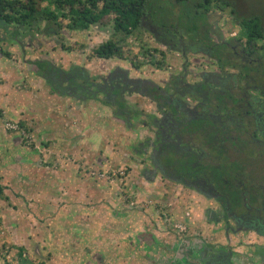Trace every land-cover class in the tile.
Here are the masks:
<instances>
[{"label": "rangeland", "instance_id": "obj_1", "mask_svg": "<svg viewBox=\"0 0 264 264\" xmlns=\"http://www.w3.org/2000/svg\"><path fill=\"white\" fill-rule=\"evenodd\" d=\"M253 1L264 14V0H248ZM58 11L67 15L61 18L67 27L69 7ZM210 12L215 42L240 37L229 7L219 2ZM114 19L103 17L87 31L40 23L19 38L0 28V264H207L208 253L220 251L231 254L233 264H264L263 238L234 233L235 223L228 228L214 201L156 170L155 149L166 136L162 124L172 112L134 92L145 82L154 84L195 108L200 101L176 93V86L197 85L202 76L219 74L217 63L190 52L183 31L171 50L148 29L126 38L115 30ZM109 41L121 46L126 60L93 57ZM38 62L67 72L86 71L92 92L133 82L121 96L131 120L117 117L107 95H95V100L75 92L72 97L59 84H49ZM26 164L38 177H57L60 186L51 198L47 191L53 189L43 180L32 188L33 176L23 172ZM71 170L87 186L76 189L73 178L68 196L70 184L63 180ZM25 187L36 191V200L29 199ZM49 200L56 204H44ZM136 215L146 218L143 231H132ZM97 216L110 222L102 233L96 231ZM112 220L118 221L120 238L112 237V226H117Z\"/></svg>", "mask_w": 264, "mask_h": 264}, {"label": "trees", "instance_id": "obj_2", "mask_svg": "<svg viewBox=\"0 0 264 264\" xmlns=\"http://www.w3.org/2000/svg\"><path fill=\"white\" fill-rule=\"evenodd\" d=\"M219 2L231 9L233 23L241 29L239 38L225 43H215L210 37V11ZM79 5L82 9L76 8ZM68 7L72 17L66 27L61 18L67 15L58 10ZM259 7L248 0H0V28L11 38H19L22 31L40 23L51 29L87 31L103 17L114 15L115 30L126 38L148 29L171 50L178 35L185 32L191 50L206 53L220 73L202 76L197 85L176 86V93L200 101L201 115L197 116L190 115L185 102L154 84L134 91L170 110L175 120L170 121L175 143H163L154 162L163 178L207 197L217 195L226 221L235 218L264 237V104L257 110L259 100L253 94L264 98V14ZM236 45L240 48L234 49ZM93 57L126 60L124 50L114 41L97 47ZM35 65L49 84H59L67 95L85 92L95 100L107 95L117 117L131 120L121 96L132 83L126 81L114 90L103 85L92 92L87 86L93 81L84 70L67 72L49 62ZM208 255L207 264H233L231 254Z\"/></svg>", "mask_w": 264, "mask_h": 264}, {"label": "crops", "instance_id": "obj_3", "mask_svg": "<svg viewBox=\"0 0 264 264\" xmlns=\"http://www.w3.org/2000/svg\"><path fill=\"white\" fill-rule=\"evenodd\" d=\"M133 77V76H132ZM1 95V94H0ZM0 99H1V97H0ZM41 104V103H40ZM24 106H26V105H24ZM40 107L41 108H43L44 106H42V104L40 105ZM23 117H25V116H23ZM72 130L73 129H70V133L72 132ZM83 132V131H82ZM67 148V147H66ZM85 159V156H80V160H84ZM87 162H89V161H85L83 164H84V166L85 165H87ZM23 172L25 173V172H28L29 173V177L30 176H33L32 178L30 177V179H33V183H34V186L32 187L33 189H35L36 188V186L37 185H40V183L39 184H36V180H43L42 181V183H44V184H46L49 188H51V189H53V191H47V193H48V195H49V197L51 198V196L50 195H54L55 193H56V189H57V185H59L60 186V184L59 183H57L56 181H57V177L56 176H54V177H52V178H48V176H45V177H38L36 174H37V171H35L34 169H33V166L30 164V165H28V164H26L24 167H23ZM75 169V168H74ZM73 172H74V170H71V176H70V178H64V180H63V184H65V185H67V183L68 184H70V186H66L65 187V189H66V193L68 194V196H71V194H72V190H71V188H72V186H71V183H72V179L74 178V174H73ZM37 178H39V179H37ZM62 179H63V177H61ZM75 180H76V183L73 185V186H75V188L76 189H80L81 191L82 190H85V188H86V186H87V182H85V181H83L82 179H80L79 177L76 179V178H74ZM73 189V188H72ZM29 190H31V188H26L25 187V193H26V195L27 194H29V195H31L30 197H29V199H32V200H36L37 199V193H36V191H32V192H30ZM83 194V196H85V197H87V195H88V193H82ZM84 197V198H85ZM70 201H72V198L70 197ZM50 202H53V201H51V200H49V201H47V202H44V204H49V205H51V204H56V200H54V202L53 203H50ZM75 202H78V201H75ZM73 203V202H72ZM79 204H81V203H79ZM81 205H83V204H81ZM135 217V216H134ZM113 221V220H112ZM145 221H146V218H143V217H141V218H139V217H137V215H136V217L135 218H132V220H131V223H132V227H133V229H132V231H143L144 229H143V227L145 226ZM108 223H110V222H103L98 216H97V223H96V226H97V232H101L102 233V227L105 225V224H108ZM113 223H117V226H112V237L113 238H120L121 236L117 233V227L119 226L118 225V221H113ZM95 231V230H94ZM88 234V233H87ZM162 234L160 233V235L159 236H161ZM129 237H131V238H133V236H132V234H130V236ZM162 237V236H161ZM160 239H166V238H157V240L158 241H160ZM96 243H97V246H98V244L99 243H101V241H99V240H96ZM162 243H164V242H162ZM146 249V248H145ZM119 259V258H118ZM117 259V260H118ZM120 263H121V260H120Z\"/></svg>", "mask_w": 264, "mask_h": 264}, {"label": "flooded vegetation", "instance_id": "obj_4", "mask_svg": "<svg viewBox=\"0 0 264 264\" xmlns=\"http://www.w3.org/2000/svg\"><path fill=\"white\" fill-rule=\"evenodd\" d=\"M230 11H231V9H230ZM232 12V11H231ZM210 37L212 38V40H213V35L210 33ZM214 41V40H213ZM215 42V41H214ZM215 43H217V42H215ZM222 43H225V42H222ZM185 44V43H184ZM184 47H186V44L184 45ZM234 49H239L240 48V45H236V46H234L233 47ZM190 52H192V53H194L192 50L190 51ZM199 54H203V55H206V53H204V52H202V53H200V52H198ZM198 53H196V54H198ZM206 56H208V55H206ZM130 83H133V82H130ZM152 84H148V83H143V84H141L139 87H142L144 90H146V88L148 89L150 86H151ZM169 94V93H168ZM257 98H258V107H257V110H259L260 108H261V105L262 104H264V98L262 97V96H260L258 93H253ZM169 95H171V94H169ZM173 96V95H172ZM174 97V96H173ZM178 100L180 101V102H183L181 99H179L178 98ZM184 103V102H183ZM188 105V104H187ZM199 104H197V106H198ZM197 106L195 107V108H191V107H189V105H188V107H189V109L188 110H191L190 111V115H193V116H197V115H201V111H200V109H198L197 108ZM170 121H175L174 120V117L173 116H167V118L164 120V122H163V124H162V126L165 128V131H166V133H165V137L163 138V140H162V143L160 144V146L159 147H161L162 146V144L163 143H168V142H172V143H175V142H173V135L170 133V128L172 127V125L174 124L173 122H170ZM259 136L262 138V135L259 133ZM159 147H157L156 149H155V153H154V157H157L158 158V156H159V151H158V148ZM154 157H153V162H154ZM154 165H155V168H156V170L158 171V169H157V166H156V164H155V162H154ZM159 172V171H158ZM161 174V173H160ZM185 188V187H184ZM195 192H197L198 194H200L201 196H203L205 199H208V200H211V201H214L215 202V204H216V206L218 207L217 209H220L222 212H223V219H224V221H225V223L228 225V228H230L231 230H232V224L231 223H235V225H236V230H232L234 233H236V232H238V234H243V235H246V236H248V235H254L256 238L258 237V238H263L264 239V237L262 236V235H260V234H258L256 231H254L253 229H251L250 227H248L247 226V224L246 223H241V222H239L237 219H235V218H230L228 221H226L225 220V210L223 209V206L221 205V203H220V201L218 200V199H216L217 198V195H212L213 197H207L206 195H203L202 193H200V192H198V191H195ZM258 209V210H260V208L259 207H255V209ZM215 256V255H214Z\"/></svg>", "mask_w": 264, "mask_h": 264}]
</instances>
